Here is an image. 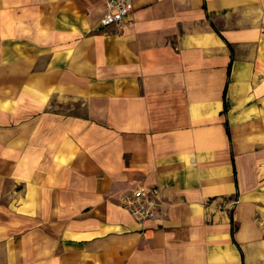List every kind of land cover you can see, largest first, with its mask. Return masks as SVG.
<instances>
[{"label": "crops", "instance_id": "1", "mask_svg": "<svg viewBox=\"0 0 264 264\" xmlns=\"http://www.w3.org/2000/svg\"><path fill=\"white\" fill-rule=\"evenodd\" d=\"M133 2L0 0L4 264H264V0Z\"/></svg>", "mask_w": 264, "mask_h": 264}, {"label": "built area", "instance_id": "2", "mask_svg": "<svg viewBox=\"0 0 264 264\" xmlns=\"http://www.w3.org/2000/svg\"><path fill=\"white\" fill-rule=\"evenodd\" d=\"M105 6L102 25L108 26L119 23L130 16L134 9V2L133 0H106ZM121 202L134 219L140 222L157 218L163 206L158 188L145 186H138L125 192Z\"/></svg>", "mask_w": 264, "mask_h": 264}, {"label": "rangeland", "instance_id": "3", "mask_svg": "<svg viewBox=\"0 0 264 264\" xmlns=\"http://www.w3.org/2000/svg\"><path fill=\"white\" fill-rule=\"evenodd\" d=\"M12 1H15V0H12ZM8 2H6V4H4V5L10 6V5H8ZM12 13H14V11L8 9V11L5 12V14L9 15L8 20L0 22V26L6 25V27L8 29H10L11 31H12V29H15L17 26L16 18L14 17V14H12ZM115 24H118V23H115ZM0 39H1V37H0ZM262 58H264V51L262 52ZM257 71H258L257 69L253 70L254 75L252 74V76H253L252 80H261L262 78L264 80V70H263V72L262 71L257 72ZM16 84H17V80H0V110H3L2 108L5 106L8 107L9 103L7 102L4 104L2 102V99H11L10 96L7 97L6 95H10L12 93V91L16 89V87H17ZM1 102L3 103V106H2ZM52 105H53L54 110H56L62 114H81V112H82L79 102L71 101V102L64 103V102H60L58 98H53ZM260 162H261V160H260ZM4 187L5 188L9 187L10 189H12V184H10V183L5 184ZM0 218L4 219L3 217H1V214H0ZM4 242L5 241L2 242L0 240V264H2V261L4 264V262L6 260V256H5L6 251L13 252L16 250V242H17L16 236L12 237V239L9 241L8 244L5 245Z\"/></svg>", "mask_w": 264, "mask_h": 264}, {"label": "trees", "instance_id": "4", "mask_svg": "<svg viewBox=\"0 0 264 264\" xmlns=\"http://www.w3.org/2000/svg\"><path fill=\"white\" fill-rule=\"evenodd\" d=\"M231 70V66H229V72ZM225 95H226V90H225ZM227 130L229 131V128L227 127Z\"/></svg>", "mask_w": 264, "mask_h": 264}]
</instances>
